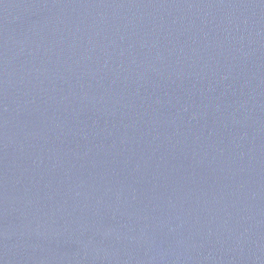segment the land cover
Listing matches in <instances>:
<instances>
[{
	"label": "water",
	"instance_id": "95a60500",
	"mask_svg": "<svg viewBox=\"0 0 264 264\" xmlns=\"http://www.w3.org/2000/svg\"><path fill=\"white\" fill-rule=\"evenodd\" d=\"M0 264H264V0H0Z\"/></svg>",
	"mask_w": 264,
	"mask_h": 264
}]
</instances>
